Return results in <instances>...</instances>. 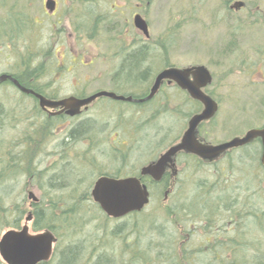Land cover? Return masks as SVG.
Returning a JSON list of instances; mask_svg holds the SVG:
<instances>
[{"label":"rangeland","instance_id":"rangeland-1","mask_svg":"<svg viewBox=\"0 0 264 264\" xmlns=\"http://www.w3.org/2000/svg\"><path fill=\"white\" fill-rule=\"evenodd\" d=\"M177 1V6H175ZM120 4L117 0H99L101 8L105 9L107 5ZM13 4H16L14 9L16 11L24 8L31 17L39 16L40 21H45L40 27L32 26L27 28L23 34H20L19 39L15 43V47L0 42V73L2 71H13L15 64H19V58H27L28 55L40 56L37 59H44V64L47 61H54V54L63 57L68 63L72 56H78L82 59L84 64L95 60L92 67H83L78 65L70 72H66L65 65L63 69H54L53 73H64L60 83V89L57 90V96L64 98L67 96H90L98 91H108L116 95L128 96L144 94L150 88L153 76L143 78V83L148 82L147 90L142 91L140 87V80L137 77H132V82L118 86L113 89L110 86L107 77L99 78L98 74L101 71V66L106 67V63L101 64V55H97L95 49L96 42L93 38H108V26L101 24L95 31L91 28V24H86L82 30L63 27V21L60 26H55L56 18L47 19L44 15L42 0H0V23L4 18L5 11L9 10ZM66 4V3H65ZM74 4V9L77 5ZM83 15L84 21L92 20L93 16L98 14L95 3L91 0H83ZM26 7V8H25ZM189 0H156L155 5L151 8L149 13V32L150 37L154 36L170 37L172 32L171 16L175 9L179 11L178 21V52L172 58L171 47H169V63H173L179 68H186L190 66L202 65L206 67L210 73H213L212 84H235L238 81L237 77L227 75V66L222 59L223 38H219V34L211 33L207 38L196 41L193 37V32L189 19ZM67 6L60 5L59 15L67 11ZM79 9V8H77ZM101 10V9H100ZM128 12H124L127 14ZM103 14V13H102ZM64 17V15H63ZM48 20V21H46ZM124 24L117 27L121 30ZM1 26V25H0ZM128 27H123L127 29ZM199 33V32H198ZM218 33V32H216ZM2 31L0 29V36ZM88 36H87V35ZM93 36V38H89ZM79 38V39H78ZM39 52V53H38ZM23 54L24 57H22ZM45 54V55H44ZM19 55V56H17ZM80 64V60L79 63ZM152 64L159 65L157 60ZM101 65V66H100ZM236 71V67H233ZM52 73V70L49 69ZM211 73V74H212ZM89 75V78L87 76ZM86 77V79H84ZM73 85H77L73 87ZM116 88V87H114ZM173 92L171 89L163 88L159 91L155 99L147 104L139 105L127 102L110 101L107 98H101L95 102L89 110L79 117L64 124V128L56 130V133L50 137L45 136L43 141L37 135L38 141L31 143L30 150L25 152L28 156L35 154L33 159V166L36 170H45L40 182L36 177H28L26 171V163L23 166L24 175L16 176V180L3 181L0 190L1 195L7 200L12 199L16 203H22L19 214L18 228L24 223V218L28 213L32 214L33 207L31 200L28 199V193H32L37 199V203H49L48 189L45 185L46 177H51L53 174H59V179H64L68 187L76 188V190L65 189L63 192L56 191L55 194L73 191L71 196L81 197L84 193H90L91 187L96 179L101 174L115 175L120 174L123 177L138 174L141 167L149 163L159 153L167 149L178 138L179 133L186 120H174L171 112L173 109ZM264 93H260L262 99ZM18 97L6 88H0V103L5 108V112L9 113L15 107V103L19 100ZM264 100V99H263ZM25 107L29 103L26 102ZM185 112V109H183ZM263 114L264 112H260ZM183 120H184V116ZM252 121V120H249ZM263 120L260 119V123ZM246 122V121H241ZM26 125V122H21L15 127L4 130V134L0 136L2 146L13 145V152L17 153L19 149H23L20 145L25 140L19 138L18 133ZM246 125H236L228 128L230 132H238ZM180 126H182L180 128ZM10 127V126H9ZM181 130H180V129ZM73 130H76L73 134ZM35 137V136H34ZM211 136L208 138L213 141H220L221 138ZM75 138L77 139L75 141ZM18 143V145H17ZM38 144V145H37ZM126 144V146H125ZM123 149L122 152H118ZM126 149H128L126 151ZM248 153L243 154L246 155ZM251 154V153H249ZM77 155V156H76ZM252 155L255 156L254 153ZM241 153L233 155L231 160L235 169L227 173L226 183L224 187L231 195L241 198L235 209L243 214V220L240 222L243 234L238 233V239L241 246L238 250L226 251L221 254L222 261H227L231 264H256L254 258L264 256V178H259V196L255 191L256 181L251 180V172L243 173L240 165L237 164ZM257 156V155H256ZM250 161L249 159H247ZM189 157H181L178 160L179 164H189ZM28 165V163H27ZM55 167V171L53 168ZM240 170V171H238ZM61 173V174H60ZM52 174V175H51ZM186 174H189L186 172ZM264 174V173H263ZM213 180L206 173H196L195 180ZM185 196H189L191 192L190 187H186ZM228 193V194H229ZM160 199H153L149 206L145 207L141 214L132 217H125L121 220H112L106 218L100 210L86 199L82 200V205L79 217L73 222V226L63 227L59 234L56 235L57 243L54 247V254L48 264H59L63 257L68 255L69 251L78 253L76 262L73 264H94L99 258L106 259L113 252L117 260L118 256L127 260V253L124 251L123 243L127 240V235L130 233V228L148 229L146 235H151L150 244L143 242L142 250L148 253V264L157 261L158 259L164 261L167 259L181 260L185 253H179L176 248L172 246V202L171 197L163 205L162 195ZM239 198V199H240ZM90 199V198H89ZM72 199H69L71 201ZM55 202H59L55 199ZM61 206V204L59 205ZM169 210L171 213L169 214ZM252 214H259L258 226L259 230L253 224ZM11 219V218H10ZM141 223V226H139ZM34 225V217L28 224L30 232L35 233L32 229ZM0 236L5 231L12 229L9 225L0 223ZM152 228L163 229L161 238L156 242L155 234L149 232ZM14 228L13 230H16ZM47 229H40L44 231ZM118 231L115 233V231ZM38 231V232H39ZM145 232V231H143ZM142 233V232H141ZM132 235V233L130 234ZM148 238V236H147ZM116 239L121 241V246ZM146 239V238H145ZM161 247H156V245ZM213 254H195V260H209ZM181 257V258H180ZM186 260L191 258L186 257ZM139 261V258L138 260ZM0 264H4L0 260Z\"/></svg>","mask_w":264,"mask_h":264},{"label":"flooded vegetation","instance_id":"flooded-vegetation-1","mask_svg":"<svg viewBox=\"0 0 264 264\" xmlns=\"http://www.w3.org/2000/svg\"><path fill=\"white\" fill-rule=\"evenodd\" d=\"M47 1L54 2L53 11L51 8H46L45 4ZM117 1L120 4L107 5L103 9L98 4L99 0H91V2L95 3L94 6L97 8L98 14L96 17L93 16L92 20L89 21H84L83 6L80 5L83 0H42V3L46 18H56L55 26H60L63 18L65 21L62 26L73 28L77 30L76 33L78 34L80 33L79 30H82L88 23L91 24V28L95 31L101 24L108 26V38L89 37H92L93 41L96 42V56L101 55V64L103 62L106 63L105 68L100 65L102 72H99V78L107 77L110 86L113 89H117L119 88L118 86L129 84L132 75H135L140 80L142 91H146L148 89V82L143 83V78L154 77L150 86L151 88L156 76L162 71L170 68H179L173 63H169V47H171L172 58L178 52L179 11L175 9L176 11L172 13V32L170 37L154 36L153 34L150 37L149 26L151 28V25L149 13L155 5L156 0ZM73 3L79 9H74ZM61 4L66 5L68 9L64 14L58 16ZM175 6H177V1H175ZM188 9L189 26L192 29L193 37L198 41L201 38H207L208 35L211 38L212 32L219 34V38H223V50L221 54L223 57L221 62L225 64L224 67H228L227 75L225 76L230 77L234 75V77L238 78L235 84L213 85V73L211 72V74L205 67L211 76V83L202 89V92L215 103L216 110L210 119L198 125L196 140L204 145L218 146L236 138H243L249 131L262 129L264 126V113L261 114L260 112H264V96L260 99V93H264V0H189ZM124 12L128 13L124 14ZM29 17L32 19V26L40 27L45 22L44 20L40 21L39 16L31 17L29 15ZM136 17H139L147 25L148 36H145L135 27ZM121 22L124 26H121V30H117ZM125 26L128 28L123 29ZM38 57L40 56L33 54L28 55L27 58H19V64L16 63L15 68L11 66L12 69L16 70L15 72L2 71L0 73V76H10L20 87L33 93L26 94L21 92L10 80L0 82V88L10 89L18 97L17 99H19L9 113L5 112V108L0 103L1 120L13 127L22 121L26 122V125L18 133L19 138L23 140L33 139L36 133L41 130L48 131L43 137L48 135L52 137L56 133V130H61L64 128V124L86 113L89 107L101 99L95 100L85 109L82 108L81 113L75 117H69L66 115V111H63L61 108L42 109L35 95H39L49 101H59L69 97L77 99L89 97L73 95L64 98L58 97L56 93L61 87L60 83L64 73L58 74L53 72L54 69H63L60 67L64 65L67 73L78 67V65L89 68L94 66L95 60H98V58L84 64L81 58L72 56L68 63H66L63 57L54 54L55 62L47 61L44 64V59H40L39 61ZM79 60L80 64H78ZM155 60L159 62V65L152 64ZM135 61L136 64L139 63L140 67L138 71L132 72V64L134 63L136 66ZM25 67L28 69V75H23ZM233 67H236V71H233ZM49 69L52 70V73L49 72ZM87 78H89V75ZM190 80H193L192 77H190ZM76 86L73 85V87ZM150 88L143 96L142 93L138 94L139 97L128 96L134 99L144 98L148 95ZM163 88L171 89L173 92L172 116L174 120L177 118L179 121L181 114L188 117L186 125L184 124L182 127L183 130L179 133L177 141L174 144L176 145L179 144L183 133L187 129L189 120L193 116L202 113L203 106L198 101L191 99L175 82L163 81L156 95ZM110 90L98 92H111ZM184 100H186L185 103ZM26 102L29 103L28 107L24 105ZM146 103L138 104L141 106ZM183 109H185V112H182ZM260 119L263 120L262 123H260ZM243 124L246 125L238 132L228 131L229 126L232 128V125L234 127ZM213 135L221 138L220 141H213V138L212 140L208 139ZM122 150L119 149L118 152H122ZM166 150L150 160L148 164L156 161ZM255 152L259 156L262 153V145L259 138L250 141L242 147L227 150L210 161H203L196 156L181 151L173 158V165L166 168L159 181H154L149 176L141 177L139 173L142 167L139 169L138 174L131 176L137 177L140 183L147 188L149 201L145 207L149 206L153 199H160V195H162L161 201L163 205L171 197L173 200L171 206L173 229L170 235L172 246L179 253L187 254L182 258L180 257L181 260L167 259L164 261H160L158 254H156L157 261L151 262V264H229L227 261H222L221 254L226 251H232V249L238 250L241 246L238 233L242 232L241 235L243 234L240 224L243 220V214L235 209V206L241 200L239 195H231L226 190V187H224L227 173L235 169L234 165H229L227 162L229 159L233 160V155L236 153H241L242 156L245 153L252 154ZM181 157H194L200 160L202 164L198 167L191 166L187 162L179 164L178 160ZM248 168L250 167L243 166L242 170H240L243 173H249V170H246ZM261 170L264 171V168L260 164L259 157V166L254 167L251 173V178L253 181H256L255 191L258 196L260 194L259 171ZM186 172L189 174H186ZM199 172L208 174L213 180H195L196 173ZM100 176L110 177L107 174ZM186 187H190L191 189L187 197L184 190ZM90 200L99 209L91 197ZM142 211L131 213L126 217L137 216ZM252 218L255 228L259 230V214H252ZM139 226H141V223H139ZM147 230L138 229L137 227L129 229L130 233L127 235L126 242L123 243L125 253L128 252L127 260H123L120 255L117 260L113 252L108 258L98 259L95 263L148 264V261H150L148 260V253L142 250L143 242L150 244L151 235H146ZM162 230L158 228L149 230V232L155 234L157 244L158 239L163 236L161 235ZM117 232L116 230L115 233ZM131 233L132 235H130ZM115 242H118L120 246L122 245L118 239ZM157 244H155L156 247H161ZM201 253H211L213 255L209 260H195V254ZM186 257L191 258V260H186ZM138 258L139 261H137Z\"/></svg>","mask_w":264,"mask_h":264},{"label":"water","instance_id":"water-1","mask_svg":"<svg viewBox=\"0 0 264 264\" xmlns=\"http://www.w3.org/2000/svg\"><path fill=\"white\" fill-rule=\"evenodd\" d=\"M53 4V1H47L45 6L47 9L54 10ZM135 27L148 36L147 25L139 17L135 18ZM190 77H192V81ZM5 80L13 82L21 92L33 94L20 87L10 76H0V82ZM165 80L175 82L191 99L201 103L203 111L189 120L179 144L171 146L156 161L141 168V177L149 176L154 181H159L166 168L173 165V158L181 151L203 161H210L227 150L242 147L257 138L260 139L262 145L260 164L264 168V126L260 130L247 132L243 138H236L218 146L204 145L196 140L198 125L210 119L216 110L215 103L202 92V89L211 83V76L204 66L184 69L170 68L162 71L156 76L148 95L141 99L120 96L112 92H98L84 99L69 97L59 101H49L39 95H35V97L39 100L42 109L61 108L66 111V115L69 117H75L81 113L82 108H87L99 98L136 104L148 102L155 97ZM91 198L108 218L116 220L131 213L141 212L148 204L149 194L147 188L140 183L138 178L116 179L103 176L94 182ZM28 199L32 204L37 203V199L32 193H28ZM31 221L32 214L28 213L24 218L23 225L18 230L9 229L0 236V260L4 264H41L50 261L57 239L49 230L31 233L28 226Z\"/></svg>","mask_w":264,"mask_h":264},{"label":"trees","instance_id":"trees-1","mask_svg":"<svg viewBox=\"0 0 264 264\" xmlns=\"http://www.w3.org/2000/svg\"><path fill=\"white\" fill-rule=\"evenodd\" d=\"M15 6L16 4H13L9 10L5 11L4 18L2 19L0 23L1 25L0 29L2 31V34L0 36V42L4 43L5 45H8V49H10V47H13V48L15 47V43L19 39L20 34H23L27 28H32V23H31L32 19L29 17V14L25 12L24 8L16 11L14 9ZM20 55H23V54L21 53ZM135 64H136V61H135ZM132 66H133V68L131 69L132 72H136L139 70L138 69L140 67L139 63L136 64V66L133 63ZM25 74L28 75V69L26 67H25V72L23 75ZM133 76L136 77L135 75H132V77ZM133 97H139V95H134ZM154 99L155 98L148 101L147 103L152 102ZM185 102L186 100H184V103ZM0 113H1V108H0ZM182 116H184V120ZM187 118H188L187 116H185L184 114H181V118H180L181 125H182V121H185ZM6 127L7 129H9L13 126L8 125V123L2 121L1 116H0V136L4 134L3 132ZM181 127L182 126H180V128ZM75 131L76 130H73V134L75 133ZM47 132L48 131L41 130L36 133L33 139L25 140L24 142H21L20 145L25 148L19 149L17 153L13 152V146L15 147L16 144H12L13 146L6 145L5 147H3L2 141L0 140V186L3 181L7 182L8 180H11V181L14 179L16 180L18 176L24 175V172H23L24 163H26L25 166H26V171L28 173L27 176L36 177L37 181L40 182V180L43 177V174L45 173V170H36V168L33 166V159L35 157V154L34 156L33 154L28 156L27 154L25 155V152L27 153V150H30L31 143L38 141V139H35L37 138V135H39L40 137H43L44 135H46ZM76 140L77 139L75 138V141ZM176 141L177 139H175L172 145H174ZM254 154L255 156L249 153L244 156L243 155L240 156V158L237 159L238 161L237 164H239L240 167L242 168L243 166H249L250 168L246 170H249V172L252 173L253 168L256 166H259V157H260L257 152H255ZM247 159H249L250 161H248ZM201 164L202 162H200V160L194 157L190 158L189 165L198 167ZM227 164L229 165L232 164L230 159L227 162ZM53 170L55 171V167L53 168ZM263 173H264L263 170L259 171L260 178L264 176ZM58 175L59 174H53L51 177H46L45 179V185H46V188L48 189V199H51V201H49V203L39 202L37 204H31L33 207L32 215L34 217V225L32 226V229L35 232H38L40 229H47V230L52 231L54 234L58 235L61 228L67 227V225L73 226L72 221H75L80 215L79 209L81 208L83 198L84 200L86 199L85 202L90 201L89 199L90 195L87 192L82 194L81 197L71 196V193L73 191H70V193L67 192V194L60 193L57 196V194H55L56 191L63 192V190L65 189L76 190L75 187L74 188L68 187L65 184L64 179H59ZM128 176H125V177H128ZM110 177L123 178V176L120 174L111 175ZM0 193H1V190H0ZM55 199H57L59 202H55ZM69 199H72V200L69 201ZM60 204L61 206H59ZM21 206H22V203L21 204H19V202L16 203L12 199L6 200L3 197V195L0 194V223H3V225H9L10 227H12V229L14 228L18 229L19 214L22 212ZM170 213H171V210H169V214ZM68 251H69L68 255L63 257L59 264H73L74 262H76L77 254L76 255L72 254L73 249L68 250ZM99 260H101V258H99ZM254 260L256 261V264H264V256H261L259 258H254ZM94 264H97V263H94Z\"/></svg>","mask_w":264,"mask_h":264},{"label":"bare ground","instance_id":"bare-ground-1","mask_svg":"<svg viewBox=\"0 0 264 264\" xmlns=\"http://www.w3.org/2000/svg\"><path fill=\"white\" fill-rule=\"evenodd\" d=\"M43 139H44V137H40V141H43ZM72 254H75V255L77 254L78 255V253H76V252H73Z\"/></svg>","mask_w":264,"mask_h":264}]
</instances>
